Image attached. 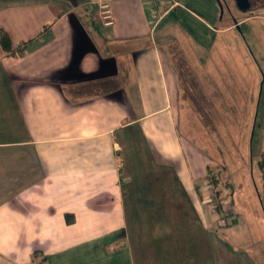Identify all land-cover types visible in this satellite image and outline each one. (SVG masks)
<instances>
[{
  "label": "crops",
  "instance_id": "1",
  "mask_svg": "<svg viewBox=\"0 0 264 264\" xmlns=\"http://www.w3.org/2000/svg\"><path fill=\"white\" fill-rule=\"evenodd\" d=\"M93 1L0 0V264H135L131 230L181 226L182 206L206 239L141 237L142 264H257L215 232L200 198L212 166L217 178L230 162L180 132L179 73L155 37L171 7L154 18L144 0H107L104 27ZM180 1L208 49L216 32L264 20L262 5L216 28L217 0ZM178 243L196 252L182 258Z\"/></svg>",
  "mask_w": 264,
  "mask_h": 264
},
{
  "label": "rangeland",
  "instance_id": "2",
  "mask_svg": "<svg viewBox=\"0 0 264 264\" xmlns=\"http://www.w3.org/2000/svg\"><path fill=\"white\" fill-rule=\"evenodd\" d=\"M176 1L177 4L168 10L166 18L157 26L155 37L166 46L179 73L180 132L207 157L230 162L217 178L215 175L221 170L222 163L218 160L212 166L215 175L211 184L217 198L215 202L221 203V208L210 207L214 201H207L204 190L200 198L212 211L215 232L227 239L235 250L247 249L257 264H264V213L258 197L261 176L257 166L260 147L264 146V20H250L243 25H235L233 31L216 32L214 47L208 49L205 38L201 40L196 35L198 26L180 20L182 3ZM249 1L251 10L246 13L238 10L233 0L216 1V7L219 6L212 25L225 27L246 15L255 14V9L264 5V0ZM161 32L163 35L160 37ZM226 107L230 111L228 115L224 113ZM221 176L226 179L222 180ZM216 182L218 187H214ZM224 205H231L232 218ZM182 208V213L177 211L182 216L181 226L178 220L177 223L171 221L169 228L131 230L135 264H142L138 253L149 248V244L142 243L141 237L145 241L159 236L166 237V240L176 237L175 240L179 241V236H182L193 239L192 243L206 237L207 230L189 217L192 214L186 206ZM230 218L231 224L228 225L227 219ZM197 247L198 252L205 251L204 245ZM151 250L157 255L163 252L164 259L167 255L170 259L167 249L164 247L163 250L159 243L151 244ZM188 252L196 251L177 244V253L182 258L189 256ZM41 255L37 257L44 264ZM157 260H149V263L158 264ZM164 263L170 264L169 261ZM187 263L184 257L183 264Z\"/></svg>",
  "mask_w": 264,
  "mask_h": 264
},
{
  "label": "built area",
  "instance_id": "3",
  "mask_svg": "<svg viewBox=\"0 0 264 264\" xmlns=\"http://www.w3.org/2000/svg\"><path fill=\"white\" fill-rule=\"evenodd\" d=\"M145 3L147 4L151 16L152 17H159V5L162 3H170V5L168 7H173L177 4L176 0H144ZM94 4L97 5V17L98 20L101 22V24L104 27H110L113 26L114 24V17H113V13L112 10L110 8V4L107 0H94L93 1ZM213 179V174L210 173L207 175V177L204 180V185L207 187L205 189V194L204 196L207 197V201H214L210 207L212 209L214 208H218V206H221V203L219 202H215L216 198V194L215 191L213 189V184H211V180ZM218 217V215H216V218ZM231 217V216H230ZM232 218V217H231ZM231 218L227 219L228 225L231 224Z\"/></svg>",
  "mask_w": 264,
  "mask_h": 264
},
{
  "label": "trees",
  "instance_id": "4",
  "mask_svg": "<svg viewBox=\"0 0 264 264\" xmlns=\"http://www.w3.org/2000/svg\"><path fill=\"white\" fill-rule=\"evenodd\" d=\"M0 45L4 50H8L10 47V41H9V37L8 35L0 30ZM257 166L258 169L260 171V176H261V189L260 192L258 193V197H259V201L261 204V207L263 209V213H264V152L261 153L258 157V161H257ZM223 207V205H222ZM221 207L218 206L217 210H219ZM37 254V253H35ZM36 256V255H35ZM43 259V258H42ZM44 260V259H43ZM35 264H41V261L36 259L35 261H33Z\"/></svg>",
  "mask_w": 264,
  "mask_h": 264
},
{
  "label": "water",
  "instance_id": "5",
  "mask_svg": "<svg viewBox=\"0 0 264 264\" xmlns=\"http://www.w3.org/2000/svg\"><path fill=\"white\" fill-rule=\"evenodd\" d=\"M233 1L236 7L238 8V10H240L241 12L246 13L251 10V3L249 0H233Z\"/></svg>",
  "mask_w": 264,
  "mask_h": 264
}]
</instances>
